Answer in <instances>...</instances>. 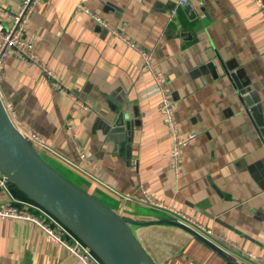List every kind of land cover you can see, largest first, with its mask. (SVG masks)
Instances as JSON below:
<instances>
[{"label":"crops","instance_id":"0c3cea01","mask_svg":"<svg viewBox=\"0 0 264 264\" xmlns=\"http://www.w3.org/2000/svg\"><path fill=\"white\" fill-rule=\"evenodd\" d=\"M20 1L0 0V11L16 12ZM184 2L41 0L25 36L86 110L58 94L37 67L12 57L2 69L0 100L46 141L50 151L40 150L47 157L80 174L86 192L131 222L154 264H264V14L253 0ZM127 42L151 52L178 134H194L181 150L178 176L158 97L147 95L152 80ZM230 75L255 94L262 127ZM75 144L90 161L82 164L86 174L74 167ZM10 186L0 188V204L19 200ZM141 188L209 228L206 240L221 252L162 223L171 216L139 202ZM0 264L76 261L30 223L0 219Z\"/></svg>","mask_w":264,"mask_h":264},{"label":"water","instance_id":"95a60500","mask_svg":"<svg viewBox=\"0 0 264 264\" xmlns=\"http://www.w3.org/2000/svg\"><path fill=\"white\" fill-rule=\"evenodd\" d=\"M230 77L243 103L249 107L255 125L262 127L261 106L253 100L255 94L248 88L240 89L235 75ZM114 129L112 133L120 130ZM0 174L31 203L69 230L101 264H154L133 236L131 222L50 167L13 127L1 100ZM162 223L174 225L206 246L217 249L173 219Z\"/></svg>","mask_w":264,"mask_h":264},{"label":"built area","instance_id":"2783aa9c","mask_svg":"<svg viewBox=\"0 0 264 264\" xmlns=\"http://www.w3.org/2000/svg\"><path fill=\"white\" fill-rule=\"evenodd\" d=\"M253 1L259 5L262 13L264 14V0ZM40 2L41 0H21L16 12L0 11V79L5 61L12 57L25 65L37 67L41 73L51 81L53 89H55L58 94L66 95L75 105H78L80 108L86 110V107L83 106L82 102H80L76 96L65 91L56 75L48 69V67L40 63L34 51V44L28 37L25 36L30 16ZM184 3V0H181V4ZM76 11H82L88 14L97 25L107 29V24L100 17L91 14L84 6L78 5L76 7ZM111 33L120 40H124L122 37L117 35L116 31L111 30ZM127 44L131 49L136 51L140 60L141 68L149 74L152 80V88H150L147 95L158 97L156 112L161 117L165 131L170 138V167L175 176H178L181 164V150L190 140L193 139L194 134H188L185 136H180L178 134L176 122L173 117L174 107L170 101L166 86L164 85L162 79L155 73L151 52L141 50L129 42H127ZM3 107L13 127L35 151L38 149L50 151L49 145L42 137L31 130L23 128L18 115L14 111L11 104L3 103ZM75 148L79 158V164L73 165L76 169L86 174L82 168V164L85 163L86 165H91L90 161L87 160L86 156L76 144ZM7 183L8 181L6 178L0 174V188L5 189ZM123 199L125 201L130 200V198L125 197ZM138 201L146 207L164 211L170 215L173 220L191 229L205 239L209 238L212 234L209 228L197 222L188 214L178 211L170 205L154 200L151 196H149L144 188H141V197L138 198ZM0 219L22 221L37 227L44 234L46 239H48L51 243L61 246L69 255H71L75 259L76 264H101L91 251L77 238H75L69 230L33 203L23 202L11 198L8 203L0 204ZM226 243L229 246L235 247V245L230 241H226ZM247 256L252 260H256V258L250 254H247Z\"/></svg>","mask_w":264,"mask_h":264},{"label":"rangeland","instance_id":"374dc122","mask_svg":"<svg viewBox=\"0 0 264 264\" xmlns=\"http://www.w3.org/2000/svg\"><path fill=\"white\" fill-rule=\"evenodd\" d=\"M3 103V102H2ZM38 155L49 165L51 166L56 172H58L61 176H63L65 179L69 180L82 190H87V184L83 182V179L80 177V174L73 173V170L69 169L63 164H59V162L56 159H51L47 157V155L42 152L41 150H36ZM75 172V171H74ZM80 175V176H79ZM95 196H97L95 194ZM94 197V196H93ZM96 198V197H95ZM100 200L103 202H107V200L103 197H100ZM133 233L135 234V227H132Z\"/></svg>","mask_w":264,"mask_h":264},{"label":"trees","instance_id":"16d2710c","mask_svg":"<svg viewBox=\"0 0 264 264\" xmlns=\"http://www.w3.org/2000/svg\"><path fill=\"white\" fill-rule=\"evenodd\" d=\"M10 188H11V190H12L14 196H15L16 198H18L19 201H23V202H29V203H31L30 200H28V199H27V198H26V197H25L20 191H18L13 185H11Z\"/></svg>","mask_w":264,"mask_h":264}]
</instances>
